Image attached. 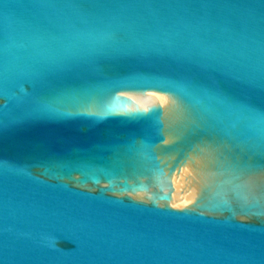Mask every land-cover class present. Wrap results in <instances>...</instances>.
<instances>
[{
	"label": "water",
	"instance_id": "water-1",
	"mask_svg": "<svg viewBox=\"0 0 264 264\" xmlns=\"http://www.w3.org/2000/svg\"><path fill=\"white\" fill-rule=\"evenodd\" d=\"M0 264H264V0H0Z\"/></svg>",
	"mask_w": 264,
	"mask_h": 264
}]
</instances>
